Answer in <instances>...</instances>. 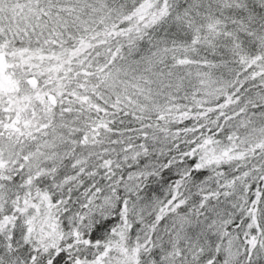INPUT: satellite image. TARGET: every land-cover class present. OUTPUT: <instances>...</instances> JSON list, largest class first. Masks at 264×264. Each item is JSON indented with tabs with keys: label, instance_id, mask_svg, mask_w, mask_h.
<instances>
[{
	"label": "snow or ice",
	"instance_id": "obj_1",
	"mask_svg": "<svg viewBox=\"0 0 264 264\" xmlns=\"http://www.w3.org/2000/svg\"><path fill=\"white\" fill-rule=\"evenodd\" d=\"M0 264H264V0H0Z\"/></svg>",
	"mask_w": 264,
	"mask_h": 264
}]
</instances>
